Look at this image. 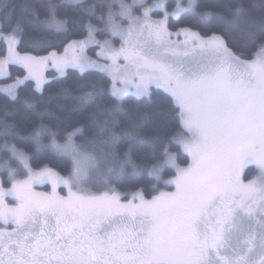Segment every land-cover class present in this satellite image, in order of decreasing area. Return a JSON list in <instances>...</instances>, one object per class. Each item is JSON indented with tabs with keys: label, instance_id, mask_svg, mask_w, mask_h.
Instances as JSON below:
<instances>
[{
	"label": "snow or ice",
	"instance_id": "obj_1",
	"mask_svg": "<svg viewBox=\"0 0 264 264\" xmlns=\"http://www.w3.org/2000/svg\"><path fill=\"white\" fill-rule=\"evenodd\" d=\"M0 40V77L25 72L0 88V264H264V0H22ZM154 88L174 130L141 107ZM60 154L67 177L33 166ZM145 177L151 199L118 191Z\"/></svg>",
	"mask_w": 264,
	"mask_h": 264
},
{
	"label": "trees",
	"instance_id": "obj_2",
	"mask_svg": "<svg viewBox=\"0 0 264 264\" xmlns=\"http://www.w3.org/2000/svg\"><path fill=\"white\" fill-rule=\"evenodd\" d=\"M132 0H125L126 3H129ZM187 0H183L184 3H186ZM22 0H0V4H7L8 7H13L15 6L18 10L19 5L21 4ZM34 2L37 4V6L43 5L44 3L47 2V0H34ZM54 2L58 3L59 0H54ZM108 2H112V0H108ZM169 2H171V0H169ZM94 24L96 23L95 20L92 21ZM183 26L182 24L177 25L175 24L174 20L172 21V29H175L176 27H180ZM86 31L81 30L80 32L77 33H73L71 35L70 40L68 41L69 43L71 42V40L77 39V38H82L85 37ZM65 46H67L65 44ZM6 51H7V45L6 42L4 40H0V58L3 55H6ZM57 52L63 51V48H57L56 49ZM93 51V50H92ZM42 54H46V53H42ZM244 58H250V56H246ZM9 73L11 76V79H5L2 78L0 79V84H5V83H10L13 82V80L17 77H22L25 75L24 70L21 67H17V66H10L9 67ZM71 72V70H70ZM46 75H48L50 80H58V81H64V78L61 77V75L56 72L55 69H49L48 72L46 73ZM76 77L73 76L72 79H75ZM65 83H71V79L64 81ZM23 91L21 92V95H25V94H31V90L34 87L33 85L26 83L25 85L21 86ZM59 85L57 84H52L49 87V91H56L58 89ZM37 95L39 93H36ZM133 99L134 98H129V103L132 104L133 103ZM5 103L8 104L9 109L13 108V107H18V105L14 104L13 102H9L6 99L5 94L0 91V106L4 105ZM141 103V107L144 110H148L153 116H154V120L155 122L161 126V128L164 131H169V130H174L175 126H176V119H175V112L173 110V106L170 102V99L168 97V95L164 92L163 89H155L153 90V96L151 99V102H148L147 100H143L140 102ZM68 131H72L73 129L71 127H69L67 129ZM4 143V140L2 137H0V145H2ZM170 150L173 152H177L178 154V163L180 165H187V162H190V158H187L186 154L182 152V150H178V146L176 145H169ZM3 149L2 147H0V152H2ZM65 158L63 157L62 154L58 155L56 158L54 159H44L42 161H37L36 163H34V167L40 166L42 164H47L48 166L56 169L59 173L64 174V175H68V169H69V165L67 163H63L62 161ZM256 175V171L254 169V167H248L245 171V176L244 179L247 182V180H249L251 178V176ZM172 177H174V170H168L166 171L162 178L164 180L167 179H171ZM2 181H3V177L1 176ZM155 183V181L151 178L145 177V179L139 181V182H132L130 184L127 185H123V186H119L118 191L121 193H136L138 191H142L145 198L146 199H151V197L153 195H156L157 193L152 191V185ZM4 186H9V184L5 183ZM173 187L169 186V187H165L163 186V184L160 185V190H172ZM129 197V196H128Z\"/></svg>",
	"mask_w": 264,
	"mask_h": 264
},
{
	"label": "rangeland",
	"instance_id": "obj_3",
	"mask_svg": "<svg viewBox=\"0 0 264 264\" xmlns=\"http://www.w3.org/2000/svg\"><path fill=\"white\" fill-rule=\"evenodd\" d=\"M150 2H151V0H150ZM187 2H188V0L186 1V3H184L183 2V0H182V3H184V4H187ZM129 3H132V1H130ZM156 18H159V17H156ZM173 31H175V29H172ZM86 38V36L85 37H82V38H77V39H74V40H84ZM98 38H101V37H98ZM173 39H176V37H173ZM181 39H182V37H181ZM97 51H99L98 49H94L93 51L92 50H89L88 51V55L90 56V57H92L93 59H95L96 58V56H95V52H97ZM58 53H60V54H63V51H60V52H58ZM3 56H5V55H3ZM3 56L1 57V58H3ZM101 63H103V61H100ZM10 72V71H9ZM20 79H23V76L22 77H19ZM0 79H2V77H0ZM12 82H10V83H5V84H0V88H2L4 85H6V84H11ZM181 166H186V165H181ZM50 167V166H49ZM54 169V168H53ZM54 170H56V169H54ZM57 171V170H56ZM58 172V171H57ZM59 173V172H58ZM61 176H65V177H67L68 175H64V174H61V173H59ZM256 177L258 176V174L257 175H255ZM173 178V177H172ZM0 181H2V178H1V176H0ZM5 187H10V185L9 186H5ZM36 191H38V192H50L51 191V187L50 186H41V187H37L36 189H35ZM58 191H60L61 192V194L62 195H64V194H66V192L65 191H62L61 189H59L58 188ZM161 191H171V190H161ZM121 193V192H120ZM131 195H129V197H128V199L129 200H131ZM125 202H127V201H125ZM138 202V201H137ZM9 203H14V201H9Z\"/></svg>",
	"mask_w": 264,
	"mask_h": 264
},
{
	"label": "flooded vegetation",
	"instance_id": "obj_4",
	"mask_svg": "<svg viewBox=\"0 0 264 264\" xmlns=\"http://www.w3.org/2000/svg\"><path fill=\"white\" fill-rule=\"evenodd\" d=\"M250 166H251V167H254V169H255V171H256V175H257V174H258V171H257L256 166H255V165H249L248 167H250ZM248 167H247V168H248ZM247 168H246V169H247ZM245 171H246V170H245ZM254 178H256L255 175H254V176H251V178H250L249 180L254 179ZM247 181H248V180H247Z\"/></svg>",
	"mask_w": 264,
	"mask_h": 264
}]
</instances>
